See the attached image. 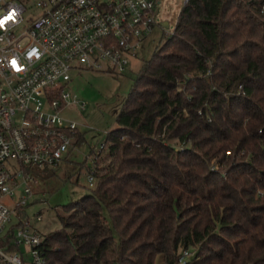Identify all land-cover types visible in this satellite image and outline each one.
<instances>
[{
  "label": "trees",
  "instance_id": "1",
  "mask_svg": "<svg viewBox=\"0 0 264 264\" xmlns=\"http://www.w3.org/2000/svg\"><path fill=\"white\" fill-rule=\"evenodd\" d=\"M263 6L182 7L105 134L94 186L43 235L47 264H177L184 250L198 251L186 264H264Z\"/></svg>",
  "mask_w": 264,
  "mask_h": 264
},
{
  "label": "built area",
  "instance_id": "2",
  "mask_svg": "<svg viewBox=\"0 0 264 264\" xmlns=\"http://www.w3.org/2000/svg\"><path fill=\"white\" fill-rule=\"evenodd\" d=\"M190 0H183V6ZM159 0H0V264H47L40 215L26 209L35 172L76 145L71 73L124 72L156 26ZM264 11V6L261 12ZM105 143L101 146V152ZM93 170L88 186H94ZM191 256L184 250L177 264Z\"/></svg>",
  "mask_w": 264,
  "mask_h": 264
},
{
  "label": "rangeland",
  "instance_id": "3",
  "mask_svg": "<svg viewBox=\"0 0 264 264\" xmlns=\"http://www.w3.org/2000/svg\"><path fill=\"white\" fill-rule=\"evenodd\" d=\"M182 7L183 0H159L156 26L124 72L108 69V63H104L101 70L71 73V81L66 89L77 100L84 102L85 108L70 107L62 116L78 125L84 140L75 145L56 167H46L34 173L36 184L26 212L30 216H41V222L34 226L42 235L59 229L56 212L61 211L62 206L89 193L88 176L95 168V161L105 151V148L102 152L100 149L105 143V134L116 127L115 118L129 93L135 74L143 60H147L164 38L173 33ZM163 23L168 24V29L162 27ZM170 144L181 147L175 140ZM193 253L192 250L191 256ZM156 262L160 263V258Z\"/></svg>",
  "mask_w": 264,
  "mask_h": 264
},
{
  "label": "water",
  "instance_id": "4",
  "mask_svg": "<svg viewBox=\"0 0 264 264\" xmlns=\"http://www.w3.org/2000/svg\"><path fill=\"white\" fill-rule=\"evenodd\" d=\"M162 27L164 28V29H168V24L167 23H163L162 24ZM197 254H198V251H195L194 253H193V255L191 256V260H193L196 256H197Z\"/></svg>",
  "mask_w": 264,
  "mask_h": 264
}]
</instances>
